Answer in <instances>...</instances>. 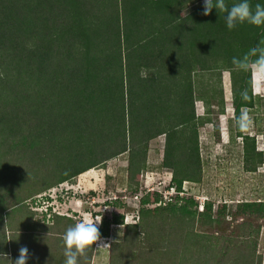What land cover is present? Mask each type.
Masks as SVG:
<instances>
[{
    "label": "trees",
    "instance_id": "trees-1",
    "mask_svg": "<svg viewBox=\"0 0 264 264\" xmlns=\"http://www.w3.org/2000/svg\"><path fill=\"white\" fill-rule=\"evenodd\" d=\"M188 1L0 0V264H14L22 246L30 253L27 264L36 258L64 264L63 235L75 220L49 207L37 212L36 197L122 153L133 191L148 143L160 135L169 184L180 191L184 181H198V128L224 111V70L243 168L264 165V131L257 150L241 120V109L253 106L256 57L247 69L232 63L264 40V26L245 22L229 30L224 13L202 14V0H190L196 5L183 13ZM250 3L254 8L264 0ZM147 202L161 204V195L146 193L140 204ZM192 204L193 214L210 217L209 202L198 210L191 197L175 194L163 206L139 207L138 224L127 225L126 214L114 212L123 207L118 196L103 203L111 209L98 226L101 238L110 236V225L123 227L120 241L109 242V264H209L214 249L207 256L204 234L191 229L185 214ZM162 208H178L179 217L164 218L157 213ZM225 208L220 204L216 212ZM252 213L264 217V201L237 203L232 215ZM243 246L230 264L254 263L255 242ZM196 247L205 251L200 261ZM94 249L79 264H90Z\"/></svg>",
    "mask_w": 264,
    "mask_h": 264
},
{
    "label": "rangeland",
    "instance_id": "rangeland-1",
    "mask_svg": "<svg viewBox=\"0 0 264 264\" xmlns=\"http://www.w3.org/2000/svg\"><path fill=\"white\" fill-rule=\"evenodd\" d=\"M189 1L185 2L182 9V12L185 14L196 5V2ZM202 1L204 2V0ZM253 71L257 72L254 68ZM259 95L262 98L255 99L252 107L241 109V114L246 113L250 118L247 121L244 120L245 130H243L244 133L247 132L249 135L255 134L256 127L264 131V88ZM215 116L216 114H211L212 121L208 122L211 123L212 130L208 129L211 127L209 125L210 127H204V129L198 131L201 163L200 178L198 181H184L182 184V188L184 187L185 190L183 196H189L194 202H197L198 210H202L204 202L211 204L210 217H201L193 214V204L185 209V214L189 216L188 221L192 224L191 229L204 234L202 237L203 241L210 248L207 256L210 257L214 249L211 258H209V264H230V258H234L235 254L240 250V252L246 250L243 246L245 242H249L250 246L255 242V261L253 264H257L258 259H260V264H264V217H259L255 213L245 216L239 214L232 215L237 203L264 201V165L258 166L254 171L245 170L242 163L241 139L237 138L234 134V121L232 120L230 123L234 127L231 141L225 144L222 143L218 119L216 118L215 120ZM253 117L257 118V121L252 119ZM252 127L253 130H251ZM206 129L210 131L208 132ZM255 141L256 149L261 150L262 141L260 134L255 135ZM163 146V135L152 139L148 143L146 166L139 174L136 189L133 191L126 184L127 153H122L115 156L116 159H113L114 157L108 159L101 167L92 168L98 173L100 178L102 176V185L100 183V185L94 187L97 182L96 180H98L97 176H95L92 179L93 189H85L76 185L81 178V176L77 175L71 181L66 182L67 184H64V182L36 197L35 205H33L35 206L34 210L39 213V210L43 212L45 207L41 204L42 201L46 199L50 200V198L52 200L57 199V201H52L51 205L54 207L55 213H65L67 216H71L75 220V223H78L85 219H93L100 216L109 218L111 207L103 206V203L111 202L112 197L115 196H118L123 202V207L116 208L114 212L126 214L125 218L127 221H131L133 214L136 217L137 212L135 211L139 207L153 208L158 205L163 206L166 202L163 198L165 187L169 184L171 176L170 169L161 166ZM1 162L3 161L1 160ZM82 176L86 178V176ZM70 184H73L74 187H70ZM149 192L160 194L161 204L147 202L141 205L140 199ZM133 195H137V200H134L135 204H131L133 202ZM77 199L79 201H76V204L81 208L79 207V212H73L69 206V202L75 204L74 200ZM182 203L179 202L177 205L179 206L180 204L179 207H181ZM200 204L201 207H199ZM220 204H225L226 208L225 211L217 213L216 211ZM50 210L53 212L51 207ZM177 210L178 208L175 210L162 208L157 213H161L164 218L168 219L171 214L179 217V213H173L177 212ZM82 211L85 212V217L81 214ZM37 218L39 219L40 216ZM50 233L52 234L53 232ZM122 233V226L110 225V236L102 238V241L108 245H95L90 264H109V242H112V240L120 241ZM195 252L194 258L198 261L201 260V255L205 256V251L202 247H196ZM40 263L38 258L32 262V264Z\"/></svg>",
    "mask_w": 264,
    "mask_h": 264
},
{
    "label": "clouds",
    "instance_id": "clouds-1",
    "mask_svg": "<svg viewBox=\"0 0 264 264\" xmlns=\"http://www.w3.org/2000/svg\"><path fill=\"white\" fill-rule=\"evenodd\" d=\"M217 12L224 13V20L229 30L234 29L238 24L247 22L256 27L264 26V5L257 3L254 8L250 0H238V2L229 5L226 0H204L203 15H209L213 9ZM264 40L260 44L253 47L242 58L233 57L232 63L238 69H247L250 63V57H256L251 62V66L261 75H264ZM242 120H249L247 114H242ZM102 217L93 219H85L75 223L66 229L63 235L64 241V264H79V258L86 255L89 248L102 245H108L102 241L99 225ZM124 224H138L136 221H127ZM30 258L29 250L26 246L19 249V255L15 259L14 264H27Z\"/></svg>",
    "mask_w": 264,
    "mask_h": 264
},
{
    "label": "crops",
    "instance_id": "crops-1",
    "mask_svg": "<svg viewBox=\"0 0 264 264\" xmlns=\"http://www.w3.org/2000/svg\"><path fill=\"white\" fill-rule=\"evenodd\" d=\"M254 80H255V82H254ZM251 82H252L251 83L252 98H253V102H254L255 99L261 97L259 94H260L261 90L264 88V79H263V75H261L258 72L255 73L253 71V67H251ZM255 83H256V86H255ZM221 86H222V95H223V101H224V111L217 115V119H218V126H219V129H220L221 135H222V140H223L222 143L226 144V143H229L231 141L230 139L232 137V132L234 131V127H232L230 125L231 121L233 120V106H232V103H231L232 102V95H231L230 78H229V73L226 70L221 72ZM194 106H195V113L196 114H202V112H203L202 101H200V100L195 101L194 102ZM245 108H249V107H245ZM241 117H242V114H241ZM252 119L256 120L257 118L253 117ZM252 122H253V120H252ZM244 123H245V121L242 120V125H243L242 126V130H245L244 129ZM204 127L205 128L210 127L208 129L212 130L211 123H205V125L200 127L198 131L204 129ZM208 129H206V131L209 132L210 130H208ZM251 130H253V127L251 128ZM261 132H263V130L258 128V127H256V131H254V133H255L254 135H257V134L261 135ZM245 133H247V132H245ZM234 134H235V131H234ZM237 138H238V136H237ZM261 148H262V146H261ZM113 159H116V158L114 157ZM82 175L86 176V178H84ZM78 176H81L82 179L80 178L79 183L76 184V185L81 186V187H83L85 189H93V186H92L93 185L92 184L93 181H92V179L95 176H97L96 178H98V180H96L97 182L95 183L96 185L94 187H97L98 185H100V183L102 185V183H103L102 176L100 178L98 173L95 172L94 169H92V168L80 173ZM99 179L101 180L100 182H99ZM64 184H67V183L65 182ZM69 186L70 187H74L73 184H70ZM54 200L57 201V199H53L52 200V198H50V200L46 199L45 201H42L41 204L43 205V207H45L44 209H46L47 207H49V208L51 207L53 212H56L54 207L51 206L52 205V201H54ZM76 201H79V200L78 199L74 200L75 204H73L72 202H69L70 203L69 206L71 207L73 212H75V211L79 212V207L80 206H78L76 204ZM39 211L41 212L42 210H39ZM58 214H65V213H58ZM81 214H83V216L85 217V212L82 211Z\"/></svg>",
    "mask_w": 264,
    "mask_h": 264
},
{
    "label": "built area",
    "instance_id": "built-area-1",
    "mask_svg": "<svg viewBox=\"0 0 264 264\" xmlns=\"http://www.w3.org/2000/svg\"><path fill=\"white\" fill-rule=\"evenodd\" d=\"M184 192H185L184 187H183L180 191H176V189H175L174 186H171L170 184H167L166 187H165V192H164L165 194H164L163 198H164L166 201H171L173 195L177 194V195H179V196H182V195L184 194ZM132 200H133V202H132L131 204H135V203H134V200H137V195H133V196H132ZM129 203H130V202H129ZM199 207H201V204H200ZM135 212H137V210H136ZM136 219H137V215H136V217H135V214H133V217H132L131 221H134V220H136ZM125 220H126V218H125ZM126 221H127V220H126Z\"/></svg>",
    "mask_w": 264,
    "mask_h": 264
},
{
    "label": "bare ground",
    "instance_id": "bare-ground-1",
    "mask_svg": "<svg viewBox=\"0 0 264 264\" xmlns=\"http://www.w3.org/2000/svg\"><path fill=\"white\" fill-rule=\"evenodd\" d=\"M256 80V79H255ZM255 80H254V82H255ZM255 86H256V83H255Z\"/></svg>",
    "mask_w": 264,
    "mask_h": 264
}]
</instances>
